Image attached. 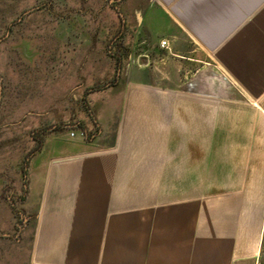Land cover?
Masks as SVG:
<instances>
[{"label": "crops", "instance_id": "0c3cea01", "mask_svg": "<svg viewBox=\"0 0 264 264\" xmlns=\"http://www.w3.org/2000/svg\"><path fill=\"white\" fill-rule=\"evenodd\" d=\"M138 9L114 85L89 89L25 166L32 227L5 264L259 260L264 0Z\"/></svg>", "mask_w": 264, "mask_h": 264}, {"label": "rangeland", "instance_id": "374dc122", "mask_svg": "<svg viewBox=\"0 0 264 264\" xmlns=\"http://www.w3.org/2000/svg\"><path fill=\"white\" fill-rule=\"evenodd\" d=\"M147 1L0 0V264L32 227L19 204L25 166L56 126L83 113L89 89L114 85L115 54L132 46Z\"/></svg>", "mask_w": 264, "mask_h": 264}, {"label": "built area", "instance_id": "2783aa9c", "mask_svg": "<svg viewBox=\"0 0 264 264\" xmlns=\"http://www.w3.org/2000/svg\"><path fill=\"white\" fill-rule=\"evenodd\" d=\"M160 46L161 48L166 49L168 47V42L166 40L161 41ZM72 136L74 135L72 134Z\"/></svg>", "mask_w": 264, "mask_h": 264}, {"label": "trees", "instance_id": "16d2710c", "mask_svg": "<svg viewBox=\"0 0 264 264\" xmlns=\"http://www.w3.org/2000/svg\"><path fill=\"white\" fill-rule=\"evenodd\" d=\"M264 249V247H263ZM264 251L261 252L260 262L259 264H264V258H263Z\"/></svg>", "mask_w": 264, "mask_h": 264}, {"label": "water", "instance_id": "95a60500", "mask_svg": "<svg viewBox=\"0 0 264 264\" xmlns=\"http://www.w3.org/2000/svg\"><path fill=\"white\" fill-rule=\"evenodd\" d=\"M29 13V12H28Z\"/></svg>", "mask_w": 264, "mask_h": 264}]
</instances>
